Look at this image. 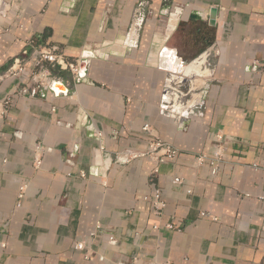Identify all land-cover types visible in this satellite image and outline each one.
I'll list each match as a JSON object with an SVG mask.
<instances>
[{
    "label": "crops",
    "instance_id": "crops-1",
    "mask_svg": "<svg viewBox=\"0 0 264 264\" xmlns=\"http://www.w3.org/2000/svg\"><path fill=\"white\" fill-rule=\"evenodd\" d=\"M30 40L85 76L31 94L30 70L6 74ZM155 138L181 153L115 160ZM263 223L264 0H0V264H264Z\"/></svg>",
    "mask_w": 264,
    "mask_h": 264
},
{
    "label": "built area",
    "instance_id": "built-area-1",
    "mask_svg": "<svg viewBox=\"0 0 264 264\" xmlns=\"http://www.w3.org/2000/svg\"><path fill=\"white\" fill-rule=\"evenodd\" d=\"M146 16V4L145 2L140 3L133 11L132 21L129 26V29L127 31V34L125 35V42L129 47H134L137 44V36L138 33L143 25V22L145 20ZM28 48L24 49L22 51L21 57H16L13 59L11 66H9L8 70L6 71V74L9 75H16L19 73H24L26 69L30 70L29 76L31 79H33V85L30 87L29 92L31 94H36L37 92L41 90L50 91L52 90V84L54 82H64V79L59 75L58 72L60 71H69L70 74L73 76V79L79 78V65L80 61L77 60H68L66 56L64 55V52L62 49L53 44L49 45H37L33 40H30L28 43ZM23 92H26L27 89H22ZM53 91V90H52ZM173 93L172 89L166 85L164 89V93L161 96V104L160 107L162 110H169L171 112L172 109L167 107L173 106L172 103L173 100H167L166 95ZM198 104L194 105L192 108L187 107L183 109L179 115L184 119L188 120L192 114L200 115L202 112L200 111L201 108L204 107L205 101L203 97H199ZM173 108V107H172ZM177 113V112H176ZM184 120H181L179 123V126L182 128H185ZM149 124H145L143 126V130L146 132L149 131ZM40 148V147H38ZM101 149H104L101 146ZM181 152L180 150L173 147L170 143L160 139L155 138L153 141L149 143V148L146 153H136L132 154L130 152H126L125 154L117 153L115 155V160L117 162H123L126 161L130 156L136 157V156H144L146 154H153L154 160L157 164L162 163L168 158H174L177 155H179ZM196 161H202L204 156L203 155H196L194 156ZM40 164V160L37 162ZM210 164L212 165V172H216V165L215 161H210ZM158 172V167L155 166L150 171V181L153 183L155 175ZM84 176V174H82ZM175 182L179 183L182 181L181 178H175ZM23 197V189L21 188L20 192L18 193V200L17 205L20 206V200ZM146 199L151 202L154 213L161 214V212L164 210L166 203L165 200L162 197V190L158 187H155L153 190V194ZM264 225V223H263ZM170 228H172L171 225H169ZM101 225L98 223L96 224V230H100ZM94 235V232L93 234ZM115 240L114 236L108 235V242L113 243ZM85 242L79 241L74 244L75 248L77 249H83L85 247Z\"/></svg>",
    "mask_w": 264,
    "mask_h": 264
},
{
    "label": "water",
    "instance_id": "water-1",
    "mask_svg": "<svg viewBox=\"0 0 264 264\" xmlns=\"http://www.w3.org/2000/svg\"><path fill=\"white\" fill-rule=\"evenodd\" d=\"M217 14V9L215 8H212L211 11H210V17L211 19H214L215 15ZM213 21V20H212ZM213 23V22H212ZM86 69H87V63H86V60L83 59L81 62H80V65H79V79L81 77H84L85 74H86ZM51 89L57 94L59 92H64L66 93L68 91V88L65 87L64 83L63 82H54L52 84V87Z\"/></svg>",
    "mask_w": 264,
    "mask_h": 264
},
{
    "label": "rangeland",
    "instance_id": "rangeland-1",
    "mask_svg": "<svg viewBox=\"0 0 264 264\" xmlns=\"http://www.w3.org/2000/svg\"><path fill=\"white\" fill-rule=\"evenodd\" d=\"M200 81V80H199ZM199 81H197V83L195 84V86H192L194 89L192 90V92H191V94H193V93H198V87H199V85H200V83H198ZM192 83V82H191ZM191 96L192 95H190V96H187V100H189L190 98H191ZM192 108V107H191Z\"/></svg>",
    "mask_w": 264,
    "mask_h": 264
},
{
    "label": "bare ground",
    "instance_id": "bare-ground-1",
    "mask_svg": "<svg viewBox=\"0 0 264 264\" xmlns=\"http://www.w3.org/2000/svg\"><path fill=\"white\" fill-rule=\"evenodd\" d=\"M202 61H203V59H202ZM174 98V97H173ZM168 100V99H167Z\"/></svg>",
    "mask_w": 264,
    "mask_h": 264
}]
</instances>
